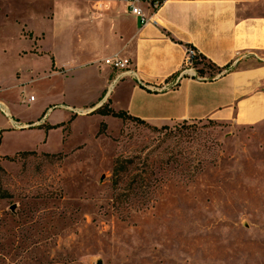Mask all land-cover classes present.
I'll return each mask as SVG.
<instances>
[{"label": "rangeland", "instance_id": "rangeland-1", "mask_svg": "<svg viewBox=\"0 0 264 264\" xmlns=\"http://www.w3.org/2000/svg\"><path fill=\"white\" fill-rule=\"evenodd\" d=\"M48 13L0 0V264H264V122L57 108L84 86L50 73ZM116 159L130 162L114 188Z\"/></svg>", "mask_w": 264, "mask_h": 264}, {"label": "crops", "instance_id": "crops-1", "mask_svg": "<svg viewBox=\"0 0 264 264\" xmlns=\"http://www.w3.org/2000/svg\"><path fill=\"white\" fill-rule=\"evenodd\" d=\"M96 1L48 0L56 18L50 73L84 86L79 100L63 95L57 108L87 116L107 106L155 127L264 122V0H161L154 11L144 7L146 23L120 1L100 11ZM187 47L232 70L213 79L183 72ZM113 56L129 60L131 72L105 66Z\"/></svg>", "mask_w": 264, "mask_h": 264}, {"label": "built area", "instance_id": "built-area-1", "mask_svg": "<svg viewBox=\"0 0 264 264\" xmlns=\"http://www.w3.org/2000/svg\"><path fill=\"white\" fill-rule=\"evenodd\" d=\"M112 1H120L125 5V8L127 12L139 19H141L142 23L148 22L151 18L147 17L141 8V4L146 5V7L154 11L158 8L157 2L154 0H97L96 1V6L98 8V11L102 10L103 7L106 4H109ZM196 55V52L192 49H186V55L184 58L183 62V72H188L194 70L193 68V57ZM105 66H108L112 70H118L122 72H131L130 67H131V62L127 59H120L116 56L109 57L103 61Z\"/></svg>", "mask_w": 264, "mask_h": 264}, {"label": "trees", "instance_id": "trees-1", "mask_svg": "<svg viewBox=\"0 0 264 264\" xmlns=\"http://www.w3.org/2000/svg\"><path fill=\"white\" fill-rule=\"evenodd\" d=\"M187 49L194 50L191 47H187ZM192 60H193L194 67H197L198 65H202V68L196 69L197 77H203L206 74L205 69H207L208 71L211 72V74H208V78L209 79L215 78V75H213V74H216V75L220 76V75H224L227 72L232 70L230 68V65H227V66H225L223 68H219V67L215 66L214 64H212L209 61H207L202 55L198 54L197 52H196V55L193 57ZM178 75L179 74H177L176 76H178ZM93 113H97V114H99L101 116H112V117H115V118H118V119H121V120L131 119V120H134V121L139 122V123H144V122H142V121H140L138 119L126 116V114L123 113V112L115 113L112 110L108 109L107 106H102L101 108H99V109L95 110L94 112H92V114ZM34 153L35 152H21L20 154L33 155ZM18 154L19 153H17V155ZM129 162L130 161L119 160V159H116L114 161L113 166H112V173H111L112 185L114 186V188H117V186L119 185V183L121 181V177H122L121 175L126 171V165L125 164H127Z\"/></svg>", "mask_w": 264, "mask_h": 264}]
</instances>
